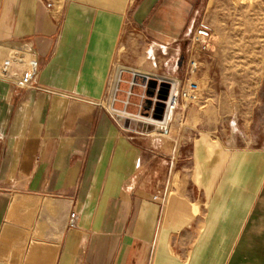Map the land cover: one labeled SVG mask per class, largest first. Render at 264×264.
<instances>
[{"label":"crops","instance_id":"1","mask_svg":"<svg viewBox=\"0 0 264 264\" xmlns=\"http://www.w3.org/2000/svg\"><path fill=\"white\" fill-rule=\"evenodd\" d=\"M198 2L0 0V42L40 64L36 88L0 79V264H264V149L185 133L200 150L178 178L176 122L129 133L106 107L136 114L146 77L180 81ZM150 58L158 73L127 68Z\"/></svg>","mask_w":264,"mask_h":264},{"label":"rangeland","instance_id":"2","mask_svg":"<svg viewBox=\"0 0 264 264\" xmlns=\"http://www.w3.org/2000/svg\"><path fill=\"white\" fill-rule=\"evenodd\" d=\"M193 18L195 28L202 20L210 25L212 38L209 49L199 52L201 64L196 76L200 86L199 100L185 104L184 109L178 108L169 122V128L176 122L175 127L180 132L175 159L181 172L178 178H184V172H188L189 166H194L195 154L203 145L202 138L204 142L215 139L231 150L264 149V0H199ZM190 36H185L189 45ZM186 46L181 57V67L185 65L179 78L181 84L190 54L186 53ZM145 62L146 68L133 63L127 68L159 72L153 67L152 58ZM118 81L119 73H116L111 86L114 87ZM129 83L135 85V81ZM124 92L127 97L120 101L127 105L132 90ZM142 94L141 112L146 114V99ZM106 107L114 115L117 112L130 116L141 113L121 112L112 105ZM183 111V117L175 121L176 114ZM136 119L134 123L137 126L146 121L143 114ZM123 122L129 126V119L123 117ZM148 126L154 128L152 124ZM185 133L194 134L200 146L185 140ZM174 188L170 185V196Z\"/></svg>","mask_w":264,"mask_h":264},{"label":"built area","instance_id":"3","mask_svg":"<svg viewBox=\"0 0 264 264\" xmlns=\"http://www.w3.org/2000/svg\"><path fill=\"white\" fill-rule=\"evenodd\" d=\"M212 38V28L205 21L198 22L196 28L191 33L189 45L188 65L185 72L183 83L170 79L171 82L170 92L167 100H165V110L162 119H156L153 116L155 104L158 101V92L156 91L153 97V105L147 113L141 112L146 121L144 124L137 126L134 121L137 116H130L117 112L115 120L119 123L121 128L129 133H138L142 135L160 134L164 137H169L171 128L169 122L172 121L176 110L182 104L194 103L200 98V86L196 80V76L200 69L199 52L206 51L210 47ZM0 46L5 50L7 55L0 62V79L12 82L23 89L36 88L39 85L40 78V64L38 54L35 48L27 46L19 42H0ZM148 80L143 82L144 93L142 98L146 99ZM142 107V105H141ZM123 117L129 119V126L122 123ZM148 124H152L154 128H150ZM154 130V131H153ZM177 148L179 139H174ZM175 158L171 159L170 173L173 169ZM170 195V180H168L161 188L155 193V199L159 201L162 209L167 204ZM79 224V214L75 210L72 211L66 220L67 227H77Z\"/></svg>","mask_w":264,"mask_h":264},{"label":"water","instance_id":"4","mask_svg":"<svg viewBox=\"0 0 264 264\" xmlns=\"http://www.w3.org/2000/svg\"><path fill=\"white\" fill-rule=\"evenodd\" d=\"M148 80V86L146 90L147 98L145 108L149 111L153 105V97L158 92V101L155 104L153 116L156 119H162L165 110V100L168 98V94L171 88V82L168 80H159L156 77H146L144 81ZM148 114V113H147Z\"/></svg>","mask_w":264,"mask_h":264}]
</instances>
